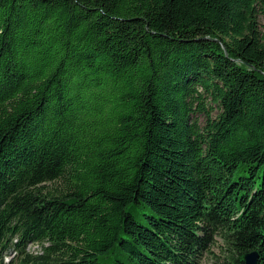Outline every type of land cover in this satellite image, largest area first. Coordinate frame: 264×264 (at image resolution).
<instances>
[{"label": "trees", "instance_id": "obj_1", "mask_svg": "<svg viewBox=\"0 0 264 264\" xmlns=\"http://www.w3.org/2000/svg\"><path fill=\"white\" fill-rule=\"evenodd\" d=\"M260 16L0 0V262L264 264Z\"/></svg>", "mask_w": 264, "mask_h": 264}, {"label": "rangeland", "instance_id": "obj_2", "mask_svg": "<svg viewBox=\"0 0 264 264\" xmlns=\"http://www.w3.org/2000/svg\"><path fill=\"white\" fill-rule=\"evenodd\" d=\"M259 22H260V29L262 31H264V16H260L259 17ZM213 113H215V111H213ZM201 117V116H200ZM202 119V117H201ZM218 243V242H217ZM217 243L215 245L211 246V250L214 252H218V246ZM28 251H32V252H37L39 251V247L36 243H29L28 247H27ZM14 252L12 250H10L8 253H6L2 259V261L0 262V264H17V261H13L12 262V258H13ZM211 260H210V256L205 253L204 256L201 258L200 264H210Z\"/></svg>", "mask_w": 264, "mask_h": 264}, {"label": "water", "instance_id": "obj_3", "mask_svg": "<svg viewBox=\"0 0 264 264\" xmlns=\"http://www.w3.org/2000/svg\"><path fill=\"white\" fill-rule=\"evenodd\" d=\"M243 258L245 264H256L258 260V252L256 250L245 252Z\"/></svg>", "mask_w": 264, "mask_h": 264}, {"label": "clouds", "instance_id": "obj_4", "mask_svg": "<svg viewBox=\"0 0 264 264\" xmlns=\"http://www.w3.org/2000/svg\"><path fill=\"white\" fill-rule=\"evenodd\" d=\"M221 240H222V244L221 246L224 247V248H227L228 247V242L226 239H224L223 237H221Z\"/></svg>", "mask_w": 264, "mask_h": 264}]
</instances>
